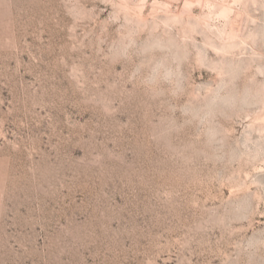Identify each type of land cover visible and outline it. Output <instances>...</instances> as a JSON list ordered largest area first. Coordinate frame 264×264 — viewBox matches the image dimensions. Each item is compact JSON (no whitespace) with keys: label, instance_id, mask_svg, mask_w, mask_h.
<instances>
[{"label":"rangeland","instance_id":"374dc122","mask_svg":"<svg viewBox=\"0 0 264 264\" xmlns=\"http://www.w3.org/2000/svg\"><path fill=\"white\" fill-rule=\"evenodd\" d=\"M222 1L0 0V264H264V72L206 44Z\"/></svg>","mask_w":264,"mask_h":264},{"label":"bare ground","instance_id":"6f19581e","mask_svg":"<svg viewBox=\"0 0 264 264\" xmlns=\"http://www.w3.org/2000/svg\"><path fill=\"white\" fill-rule=\"evenodd\" d=\"M222 2H224V4H222L223 9L227 10L226 7H230L229 10L227 11L225 10V13H223V16L226 17L227 20L225 21L223 27L218 30V33L215 34V37L206 35V40H207L206 44L209 47L213 48L219 54V56L221 57V62H220L221 69H223L226 74H232L237 69L244 68L246 65L257 60L261 64L260 67H258L260 68V72L261 71L264 72V62L263 61L261 62L262 57H264V52H262L261 50H259V48H256L255 46L258 43V39H259L258 32L256 31L254 32L248 29V24H247L246 30L244 31L243 34H241V30L237 29V27L235 26L234 23L235 20L233 19L234 15L230 10L231 7L239 3H244L246 6H248L249 0H223ZM257 2L258 0L251 1L253 5L256 4ZM235 15L236 17L241 16V14L238 12ZM170 19H172V21H177L180 19V17L173 16ZM253 21L254 18L249 13L248 23ZM197 23L201 25L203 24L204 26L208 27L210 23L209 15H206ZM248 46H251L252 51L247 52L249 49ZM237 50H239L238 55H236ZM228 87L229 86H227V88ZM258 94L260 95L259 103L261 104V107L264 108V81L262 82V85L258 90ZM258 118L264 121V112Z\"/></svg>","mask_w":264,"mask_h":264}]
</instances>
